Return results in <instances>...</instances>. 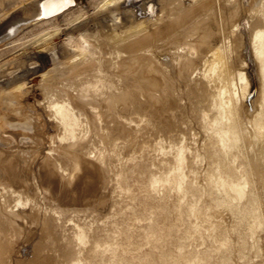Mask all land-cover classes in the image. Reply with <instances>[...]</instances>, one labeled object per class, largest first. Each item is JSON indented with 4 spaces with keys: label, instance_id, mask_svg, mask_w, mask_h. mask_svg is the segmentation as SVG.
I'll return each mask as SVG.
<instances>
[{
    "label": "bare ground",
    "instance_id": "1",
    "mask_svg": "<svg viewBox=\"0 0 264 264\" xmlns=\"http://www.w3.org/2000/svg\"><path fill=\"white\" fill-rule=\"evenodd\" d=\"M70 1L0 0V264H264V0Z\"/></svg>",
    "mask_w": 264,
    "mask_h": 264
},
{
    "label": "rangeland",
    "instance_id": "2",
    "mask_svg": "<svg viewBox=\"0 0 264 264\" xmlns=\"http://www.w3.org/2000/svg\"><path fill=\"white\" fill-rule=\"evenodd\" d=\"M232 236V237H231ZM261 236H262V238H261V243L263 244V238H264V234L262 233L261 234ZM230 240H231V242H232V245L233 246H237L236 244V236L234 235V234H231L230 233ZM263 246V248H262V251H264L263 249H264V245H262ZM248 252V251H247ZM250 256H251V254H250ZM252 257V256H251ZM253 259V258H252ZM254 259H256V260H258L259 262H263L264 263V252L262 253V255H260L258 258H254ZM236 261H237V259H235ZM239 264H243V263H241V261H239L238 262Z\"/></svg>",
    "mask_w": 264,
    "mask_h": 264
},
{
    "label": "water",
    "instance_id": "3",
    "mask_svg": "<svg viewBox=\"0 0 264 264\" xmlns=\"http://www.w3.org/2000/svg\"><path fill=\"white\" fill-rule=\"evenodd\" d=\"M73 1V0H72ZM72 1H70V3H68V6L69 5H72ZM65 9V8H64ZM49 14H52V13H57V12H54V11H50V12H48Z\"/></svg>",
    "mask_w": 264,
    "mask_h": 264
}]
</instances>
